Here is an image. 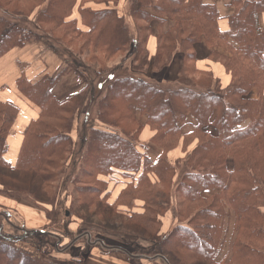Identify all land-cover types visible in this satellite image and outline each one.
<instances>
[{"label":"trees","instance_id":"obj_1","mask_svg":"<svg viewBox=\"0 0 264 264\" xmlns=\"http://www.w3.org/2000/svg\"><path fill=\"white\" fill-rule=\"evenodd\" d=\"M137 1L140 7L133 13L138 31L135 37L126 18L109 6L118 0H0L8 12L36 17L38 26H49L52 38L61 33L69 44H79L81 52L89 48L93 58L117 59L134 54L136 60L143 59L146 68L153 66L160 71L170 64L176 51L184 55L177 88L156 86L145 77H118L110 80V84L105 82L109 92L106 94L111 97L105 94L101 104L111 100L106 106L109 122L104 117L98 121L109 129L93 127V132L82 134L77 125V139L72 135L74 127L85 104L91 100L94 87L87 85L60 100L52 88L62 72L46 75L36 82L24 75L19 77L18 91L39 109V116L27 126L18 159L12 164L5 153L19 107L13 102L0 101V169L6 171L0 170V195L27 198L44 209L49 218H55L52 207L59 205L60 200H68L60 196V190H64L61 177L80 141L87 155L91 154L87 160L91 169L83 175V181L101 187L90 184L85 192L83 183L81 186L78 183L76 201L90 205L102 203L112 210L117 204L144 207V211L130 216L116 211L113 214L143 230V233L123 232L139 238L147 256H163L169 264H264V26L261 22L264 0H230L234 11L228 16L225 30L219 27L221 15L216 0L210 3ZM45 2V8L41 9ZM89 2H104L109 7L97 11L83 8ZM78 3L81 22L69 19ZM165 19H171L174 24L168 32L159 33L151 59L147 43L152 27L154 22L161 26ZM35 36V31L0 17V58L37 40ZM199 41H205L211 48L210 58L220 61L231 75L228 86L224 87L212 71L197 67L194 45ZM80 63L82 70L89 73L88 64ZM119 87L137 95L116 94ZM255 88L259 91L258 100L249 97ZM138 113L146 115L145 122L139 121ZM247 120L250 123L242 126ZM146 125L155 131L150 143L161 149L157 160L138 148L137 136L140 137ZM181 138L185 147L194 141L196 146L183 163L172 164L168 153L179 145ZM115 143L120 145L119 149L112 157L103 159L104 149ZM177 169L181 174L178 175ZM115 170L136 176L111 203L109 192L102 188L107 183L97 175ZM31 180L39 181L37 190L43 199L31 189L19 186L31 184ZM74 201L75 198L72 207ZM226 205L234 211L237 233L232 248L221 258ZM64 216L71 218L72 213L65 209ZM166 221L169 228L164 230ZM67 222L65 232L72 235L71 221ZM50 225L51 221L47 225L49 229L44 228L43 232L17 235L0 224V264H51L14 246L17 241L39 235L41 239L52 240L50 243L57 253L55 242L65 236L59 230L52 231ZM39 243L41 249L44 240L39 239ZM168 253L175 256L176 262Z\"/></svg>","mask_w":264,"mask_h":264},{"label":"rangeland","instance_id":"obj_2","mask_svg":"<svg viewBox=\"0 0 264 264\" xmlns=\"http://www.w3.org/2000/svg\"><path fill=\"white\" fill-rule=\"evenodd\" d=\"M132 1L133 2L131 3V12L133 14L139 9L140 4L138 3L137 0H132ZM46 4L47 2L43 3L42 4L43 6L41 5L42 6L41 9H44ZM0 17H4L11 22H16L20 24L22 27H24L25 29L35 31L36 35L38 36V39L42 37H48L49 39L51 38V35H50L51 33L49 32V26L48 27L46 26L45 28L38 26L37 24L38 19H36V17L32 18L31 16L12 14L8 12L7 9L2 5H0ZM154 23L156 24V22ZM173 24L174 22L171 19H168V20L165 19V22H163L161 26L157 24L158 35L160 32H168L172 28ZM46 29H48V32L46 31ZM136 35H138V31ZM56 36L57 37L55 38L53 37L52 39H53V42L57 44L59 43V48H63L64 50H67L69 53H71L72 51L71 49H69L71 46V48H73L72 53L74 55L81 52L79 50L80 48L79 44H76V45L73 43L69 44L67 39H65L61 35V33L59 34L57 33ZM199 46H202L201 54H205L207 53V51L211 49L205 43V41H199L194 45L196 55H198L197 49ZM142 49H144V47H142ZM86 50L87 51L85 52L82 51L81 53L88 54L87 56L88 63L86 64H90V65H89V68H87L89 71L87 76L88 78L89 77L94 78V80L91 81L92 82L91 86H95L94 87L95 93L94 91H92L94 98L93 96L91 97V100L88 101V105L86 107L84 106V108L79 114V124L78 125L80 127V130H81L80 132L82 134L85 132H88V133L89 132L91 133V131L93 132V129H92L93 127L97 129H105V130L109 129L108 126L102 123L100 124V122L98 121L100 120V117H104L106 121L109 122L108 120L109 112L107 111L106 106L109 102H111V100H109L108 102H104L103 106L101 104L103 100H105L103 99L105 98L104 97L105 94L109 93L107 92L108 83H105V82H108L112 79L115 80L118 77H121V78H125V77L127 78L129 76L145 77L149 72H151L150 74L152 75L154 79L152 80L148 79V80H150V82L155 84L156 86H159V87L167 86L171 88H177L179 86L178 82L169 83L166 81V82L159 83L160 80L157 81V79H162V71L161 70L157 71L154 69L151 70V67L146 68L145 65H143V59L136 60L134 54L131 55L130 60H128L127 62H124L126 61V59L124 58L127 56L125 54V57H121V62H124V63L119 64L118 62L114 61L115 59H112V58L110 59L98 58L97 59L95 55L94 56L96 58H93V52L89 48ZM183 64H184V55H183ZM93 76H98L96 78L97 80ZM94 82H97L96 83L97 85L96 84L94 85ZM110 83L111 81L109 82V84ZM129 92H130V97H135L137 95L135 92H132L129 89H126V88L121 89L120 87L116 91V94L117 93L125 94ZM107 94L106 96L110 98L111 96ZM249 97L251 99L258 100L260 98L258 89L257 88L253 89ZM138 114L137 116H138L139 121L145 122L146 115H141V114L138 115ZM249 123H250V120H247L244 122V124H242V126H246ZM137 127L138 125L132 127L131 129H134ZM75 139H77V137ZM138 142H139L138 148L141 150V152L142 151L147 152L148 148L152 145L156 148V150L160 149L159 146L153 143H149V144L142 143L139 137L137 136V143ZM77 144H78V147H77V150L75 151L72 162L68 166L66 173L61 177L62 179L61 183L63 182L64 190H60V196L63 199L66 196L68 200L66 202L60 200L59 205L54 206V207L49 206V208L51 207L54 208V212L56 214L55 218H48L51 221L50 229L56 232L59 230L58 232H60L62 235L65 236L64 238L59 237V240H57L58 241L57 253L54 251L53 244L50 243L52 242V240H49L48 237L47 238L44 237L43 239H41L39 235L38 236L31 235L25 241H17L14 243V246L16 248L21 249L22 251H25V252L28 251L29 253L31 252V254H34V256H36L35 258L37 260L46 261L51 264H68V263H71V264L72 263L74 264H112L106 261L105 258L96 251V249L97 250L105 249L107 251L110 250L106 256H108V258L112 260V262L114 260L118 261L119 258H124L123 255L121 254V251H124V250L128 251L131 254L144 255L145 257H150L144 253V247L141 244V241L139 242L140 240L139 238L135 237V235L133 237H130L123 232L125 230L126 232L129 231V232H135V233H140V232L143 233V230L140 229L138 226L134 227L131 221H128V220L125 221L123 217L113 214L114 211H116V214H119V212H122L124 215L130 216L131 214L135 212L144 211V207L137 208V206L134 207V206H128V205H123V204L121 205L117 204V208L112 210L108 206H105V204L102 205V203H93L90 205L86 203L83 204L81 203L80 200L76 201L77 196H78L77 194L78 183H79V186H81V184L83 183L82 184L83 190L85 192H87L86 191L88 188L87 186L90 187V184L92 186L95 185L97 188L101 187L97 183L93 185L92 182L83 181L85 179V176L83 177V175L90 172V169H91L90 165L88 166L89 163L87 162V160L90 159L91 154L87 155L86 147H84L83 145H80V141ZM119 146H120L119 144L115 143V145L105 148L103 151L104 152L103 159L112 157L113 156L112 154L116 153L117 149H119ZM188 146L184 147V149H187ZM195 146L196 144H194L193 146L191 145L189 147L190 150L192 151ZM159 153L160 151L153 152L152 159L157 160L158 159L157 155ZM186 157L182 156L177 159L175 158V160L169 157V159H171L172 164H176L177 161H181L183 163L184 160L187 159ZM1 171L6 173L5 170H1ZM177 171H178V175L181 174V170L177 169ZM11 174L18 175L21 177L24 176V174L16 173V172H11ZM126 175L128 174H120L116 170L113 172L111 171L108 173L97 175V178L104 180L107 183L102 188H104L107 192H109L108 201H110L111 203L113 202L114 194L115 195L120 194L121 190L125 186H127L128 183L133 181L134 177L136 176V174L135 176H133L132 174L129 176H126ZM25 178L27 180L29 179L27 177ZM31 181H32L31 184L21 183L19 186L22 188L31 189L34 193H36L39 199H43L44 197L41 196V193L39 195V192L37 190L39 186L38 184H40L39 181H33V180ZM66 191L69 192L68 196L66 194ZM85 195L87 194L85 193ZM74 198H75L74 207H72L71 202H72V199ZM20 199L22 200L24 198H20ZM46 199H49V198L47 197ZM25 202L28 204L32 203L27 198ZM139 203H142V201ZM194 208H199V206H196ZM65 209L69 210L70 213H72L71 218H66L64 216ZM226 210H227V215H225L224 217L225 218L224 226L226 227V234H225L224 243L222 246V248L224 249H222L221 258L222 256H224L223 253L228 252L229 249L232 248L233 240L237 233L234 211L229 205H226ZM23 213L17 210L15 214L13 212L5 214L4 212L3 214L0 215V224L4 226V228L10 233L17 234V235L24 234V232L36 234V232H30V231H39L43 229L39 225V223H32L29 221V219L23 218ZM5 215H9V216L5 218L6 217ZM161 218H165V216H162ZM68 220L71 221V223L69 224L70 228L72 225L73 228L75 229L74 231L72 230V235L74 236L73 238L71 234L69 235L68 233L65 232L66 227L68 225V222H67ZM32 224L35 225L34 228H31ZM45 228L49 229V226H46ZM135 238H137L138 241ZM39 239L44 240V243H43L44 245L41 247V249L39 245L40 244ZM56 243L57 242H55V246H56ZM83 246H85V249ZM89 248L90 249L92 248L93 250L87 254ZM84 253L87 254L85 257V260L83 256ZM168 255L174 262H176L175 256H173L171 253H168ZM73 258L78 259V260H74ZM163 258L165 259V257L160 256L157 258V260L162 264V262H164ZM82 259L83 261H81Z\"/></svg>","mask_w":264,"mask_h":264},{"label":"crops","instance_id":"obj_3","mask_svg":"<svg viewBox=\"0 0 264 264\" xmlns=\"http://www.w3.org/2000/svg\"><path fill=\"white\" fill-rule=\"evenodd\" d=\"M132 0H118L117 3L111 2L109 6L115 7L118 11L119 16H124L130 25V28L136 37L137 33V24L133 18V14L131 12V3ZM204 2H214L213 0H204ZM216 4L218 6L221 19L219 20V27L221 30H225L228 28V16L233 13V8L230 6V0H216ZM104 2H89L86 3L84 7H89L92 10H101L103 8L109 7ZM69 19H79L81 22V14L79 11V3L73 10ZM262 25L264 26V16L261 19ZM153 31L149 36V40L147 43V49L149 50L151 59L155 55V51L157 48V40H158V27L157 24L153 25ZM61 47V46H60ZM73 52V48H69ZM202 46H199L197 51V67L202 70H210L214 73L216 78H220L221 84L226 87L231 82V75L226 71L225 67L220 61H215L210 58L211 49L207 51L205 54H201ZM221 51H225L223 48H218ZM69 53L67 50L63 48H59V43L53 42L52 37L49 39L48 37H42L37 40H33L28 43L23 48H14L4 56L0 58V101L13 102L19 107V113L15 122L12 126V129L7 137V151L5 153V158L15 164L19 152L24 140L25 130L27 126L39 116V109L30 101H28L23 95L18 91L17 88V79L24 75L27 79L32 82H36L40 80L42 77L46 75H53L56 73L62 72V75L59 76V79L53 84V93L54 95L60 99H66L74 93L78 92L80 89L84 88L87 85L92 84L91 81L94 78L87 76V72L82 71L81 61L87 62L88 54L85 53ZM131 56L125 57L127 62L130 60ZM119 64L124 63L121 62V57L114 60ZM80 64V66H79ZM117 64V65H119ZM90 64H88L89 66ZM183 65V55L180 51H177L173 56L170 64L165 67L162 71V79H157L160 82H176L179 78L180 71ZM94 70V69H92ZM151 70H153V66H151ZM149 72L145 77L147 79H154ZM159 73V72H157ZM95 79L98 76H93ZM97 80V79H96ZM98 82V81H97ZM94 82V85L97 83ZM97 85V84H96ZM95 87V86H93ZM95 92V90H94ZM88 105V102L85 104V107ZM79 122L75 124V129L73 131V137H77V125ZM155 134V131L151 129L149 125H146L141 134L140 141L142 143L149 144L151 138ZM195 141L190 144L187 149H184V140L181 138L179 145L168 153V157L179 158L189 154L190 146L194 145ZM160 153L157 155L158 158L161 154V149L156 150V148L152 145L147 150V155L153 158V152ZM114 192V191H113ZM115 193V192H114ZM118 197V194H114L113 201ZM24 199H16L11 198L6 195H0V215L5 212V214L13 212L16 213V210L23 213V218L29 219L32 223H39L42 228H45L49 225L50 220L47 216L44 209L41 207L34 205L33 203H26ZM7 212V213H6ZM7 216L9 215H5ZM28 221V220H27ZM164 230L169 228V221H166ZM35 225L32 224L31 228H34ZM71 230H75L71 225ZM36 232V231H35ZM85 249V246H83ZM224 249V248H223ZM93 249L89 248L87 254L91 252ZM120 250V249H119ZM117 250V251H119ZM96 251L105 258L106 261L112 264H161L157 258L154 257H145L144 255H135L131 254L128 251H121V254L124 258H119V260H110L108 256V252L105 249H96ZM226 253V252H225ZM223 253V254H225ZM84 253V260L87 255ZM129 254V255H128ZM116 259V258H115ZM74 264V263H72ZM162 264H169L168 261L164 260Z\"/></svg>","mask_w":264,"mask_h":264},{"label":"water","instance_id":"obj_4","mask_svg":"<svg viewBox=\"0 0 264 264\" xmlns=\"http://www.w3.org/2000/svg\"><path fill=\"white\" fill-rule=\"evenodd\" d=\"M167 261V260H166Z\"/></svg>","mask_w":264,"mask_h":264}]
</instances>
